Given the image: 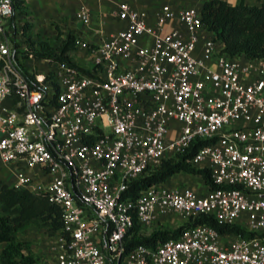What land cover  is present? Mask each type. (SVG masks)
<instances>
[{
  "label": "built area",
  "instance_id": "1",
  "mask_svg": "<svg viewBox=\"0 0 264 264\" xmlns=\"http://www.w3.org/2000/svg\"><path fill=\"white\" fill-rule=\"evenodd\" d=\"M15 14L0 0V105L13 101L0 108V163L13 167L16 189L59 208L57 264H264V60L224 54L195 8L164 5L151 25L120 2L123 30L98 45L74 42L90 68L42 60L52 70L30 81L21 54L34 55ZM74 19L87 27L90 14ZM196 141L209 144L190 164L208 169L215 189L157 185L126 196L129 183ZM34 168L50 175L45 187L33 183ZM199 215L251 237L202 225L154 249L126 248L134 221L142 234L162 218Z\"/></svg>",
  "mask_w": 264,
  "mask_h": 264
},
{
  "label": "trees",
  "instance_id": "2",
  "mask_svg": "<svg viewBox=\"0 0 264 264\" xmlns=\"http://www.w3.org/2000/svg\"><path fill=\"white\" fill-rule=\"evenodd\" d=\"M12 3L15 13L26 16L22 1L12 0ZM199 13L204 29L222 46L224 54L232 58L264 60V3L259 7L246 6L243 3L231 6L221 0H208L203 3ZM28 29L29 24L25 22L22 31L26 36L29 50L36 59L48 60L50 63L68 62L69 52L75 50V38L68 36L62 48H55L47 41L33 42L27 37ZM30 47L35 48L37 52ZM21 59L26 60L25 54H21ZM20 68L24 76L33 81L34 75L28 73L23 64H20ZM207 144L209 142H193L183 153L164 159L160 166L147 170L129 183L126 196L135 201L140 192L152 186L164 185L170 178L180 173L198 176L206 190L215 189L210 171L198 169L190 164L195 153ZM184 223L172 231H155L148 237H143L140 227L134 221L126 238V248L131 250L143 245L154 249L169 240H177L185 230L202 225L214 229L221 236L251 237L236 225H218L211 216L199 215ZM32 226L62 233L63 223L59 208L49 203L43 196L0 183V244H6L0 254V264H34L32 257L23 255V245L16 241L18 232Z\"/></svg>",
  "mask_w": 264,
  "mask_h": 264
},
{
  "label": "crops",
  "instance_id": "3",
  "mask_svg": "<svg viewBox=\"0 0 264 264\" xmlns=\"http://www.w3.org/2000/svg\"><path fill=\"white\" fill-rule=\"evenodd\" d=\"M26 16L15 14L16 27L22 31L23 24L27 22L29 29L27 37L33 42L47 41L54 38L65 39L68 36L93 45H98L100 40L115 34L126 27V23L116 18L117 5L120 2L127 3L130 7L144 11L148 15L149 24H154V14L164 5L169 6L177 12L185 8L200 10L203 3L208 0H20ZM228 5L235 6L243 3L246 6L259 7L264 0H221ZM86 10L90 14V23L87 27L77 23L75 14L80 10ZM171 27H178L176 22ZM26 42V36L23 34ZM26 44H28L26 42ZM202 41L199 43L201 47ZM74 55L73 62L80 68L91 67L90 57L84 50L78 49L69 52ZM13 101L7 100L0 108L11 107ZM33 183L39 187H45L51 177L40 168L30 171ZM189 176V175H186ZM176 175L170 178L163 186L169 189L179 188L184 185L192 186L199 194H205V188L200 177L190 179L189 177ZM0 183L15 188V171L11 165L0 163ZM16 189V188H15ZM206 189V188H205ZM62 233L59 231H46L41 227L32 226L20 231L16 235V241L23 245L22 253L32 257L34 264H57L61 255ZM6 247L0 244L1 251Z\"/></svg>",
  "mask_w": 264,
  "mask_h": 264
},
{
  "label": "rangeland",
  "instance_id": "4",
  "mask_svg": "<svg viewBox=\"0 0 264 264\" xmlns=\"http://www.w3.org/2000/svg\"><path fill=\"white\" fill-rule=\"evenodd\" d=\"M66 41H67L66 38L65 39H61L59 37L54 38L52 40H47V42L52 47H55V48H60V47L62 48V46L65 45ZM31 50H33L34 52L36 51L35 48H31ZM58 53L60 54V52H58ZM72 57H74V55L68 54V62L67 63L69 65H72V66L76 67V68L78 67V69H80V71L85 72V70L83 68H80L79 65H77V64H75L73 62ZM22 64H23L24 69L28 73L39 74V73H47L48 71L52 70V65H48L45 62H43L42 60L36 59L35 56H34V61L23 60ZM179 175L186 176L187 174L180 173ZM186 177H189L190 179H196V176H193V175H189V176H186ZM184 187H189V188L193 189V185L192 186L184 185ZM202 188H203V192L204 191L206 192V189L203 186H202ZM171 220L173 221L172 223L170 222ZM183 224H185V223L179 217L178 218L177 217L162 218L161 221L157 222L155 225L151 226L150 228L144 230L142 232L141 236L148 237L153 232L161 231V230L162 231H172V230L180 227Z\"/></svg>",
  "mask_w": 264,
  "mask_h": 264
}]
</instances>
